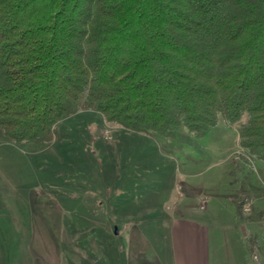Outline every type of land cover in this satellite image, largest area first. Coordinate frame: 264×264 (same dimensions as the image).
Masks as SVG:
<instances>
[{"label":"rangeland","instance_id":"rangeland-1","mask_svg":"<svg viewBox=\"0 0 264 264\" xmlns=\"http://www.w3.org/2000/svg\"><path fill=\"white\" fill-rule=\"evenodd\" d=\"M242 123L171 138L81 104L47 143L0 130V264H186L178 221L198 224L189 264H264V161Z\"/></svg>","mask_w":264,"mask_h":264},{"label":"trees","instance_id":"trees-1","mask_svg":"<svg viewBox=\"0 0 264 264\" xmlns=\"http://www.w3.org/2000/svg\"><path fill=\"white\" fill-rule=\"evenodd\" d=\"M147 134L242 121L264 161V0H0V130L43 144L78 105Z\"/></svg>","mask_w":264,"mask_h":264},{"label":"crops","instance_id":"crops-1","mask_svg":"<svg viewBox=\"0 0 264 264\" xmlns=\"http://www.w3.org/2000/svg\"><path fill=\"white\" fill-rule=\"evenodd\" d=\"M176 221H177V219H174V221L172 223V226L176 225ZM178 222H179V228L177 229V232H180V236L175 241L178 243L179 255L183 256L184 259H186V264H189L188 263V259L191 258V255L193 254V252L190 254L189 251L191 250V248L193 247L192 245L194 244L193 241H192L193 240L192 232L193 231L197 232L198 224L193 221L194 222L193 223L194 225H192V226H194L193 227L194 230H193L192 226H190V224H192V223H190L188 221H178ZM205 235H207V234H205ZM197 241H198V236H195L196 246H197ZM207 248L208 249L210 248L209 245H207ZM195 253L197 254V259H196V263L195 264H197L198 263V258L200 260V255H201V257H204V253L202 254V251H200V250H198V252L195 251ZM196 254L194 256H196ZM207 255L209 257L208 251H206V256Z\"/></svg>","mask_w":264,"mask_h":264}]
</instances>
